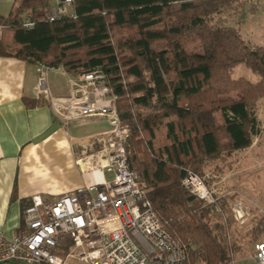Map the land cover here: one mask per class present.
<instances>
[{"label": "trees", "instance_id": "16d2710c", "mask_svg": "<svg viewBox=\"0 0 264 264\" xmlns=\"http://www.w3.org/2000/svg\"><path fill=\"white\" fill-rule=\"evenodd\" d=\"M244 2L74 0L72 13L51 20L52 0H22L0 16V55L107 74L130 126V168L192 264H229L264 240L259 216L238 228L229 207L236 193L204 204L181 184L189 171H209L213 179L229 173L261 136L264 45L249 44L219 16ZM27 13L31 28L22 24ZM192 39L197 52L187 49ZM239 64L258 80L233 77Z\"/></svg>", "mask_w": 264, "mask_h": 264}, {"label": "built area", "instance_id": "2783aa9c", "mask_svg": "<svg viewBox=\"0 0 264 264\" xmlns=\"http://www.w3.org/2000/svg\"><path fill=\"white\" fill-rule=\"evenodd\" d=\"M73 4L74 0H52L49 18L72 13ZM22 24L33 27L29 13ZM2 29L0 23V33ZM49 69L37 63L36 104L48 103L64 123L103 117L108 129L91 136V142L80 139L75 162L87 176L83 185L54 200L32 196L23 210L22 229L10 237L0 235V263L192 264L186 246L158 219L146 182L137 179L130 168L126 152L130 126L119 116L118 96L107 74L101 69L79 72L68 79L69 94L58 96L49 89ZM209 175L189 171L181 182L204 204L226 195V191L216 193L207 183ZM231 209L233 218L242 222L246 214L242 203L234 201ZM252 248L250 257L233 258L229 264H264V240Z\"/></svg>", "mask_w": 264, "mask_h": 264}, {"label": "crops", "instance_id": "0c3cea01", "mask_svg": "<svg viewBox=\"0 0 264 264\" xmlns=\"http://www.w3.org/2000/svg\"><path fill=\"white\" fill-rule=\"evenodd\" d=\"M20 1L0 0V16H7ZM76 75L61 65L51 66L50 91L68 95V79ZM37 78L36 63L0 55V235L6 237L22 229L23 210L32 196L54 200L85 183L87 176L75 162L80 139L91 142V136L108 129L103 117L64 123L48 103L30 105L38 97ZM20 263L25 262L0 264Z\"/></svg>", "mask_w": 264, "mask_h": 264}, {"label": "rangeland", "instance_id": "374dc122", "mask_svg": "<svg viewBox=\"0 0 264 264\" xmlns=\"http://www.w3.org/2000/svg\"><path fill=\"white\" fill-rule=\"evenodd\" d=\"M244 3V8L241 10L233 7L225 10L219 16L223 18L222 22L226 26L239 27L240 33L249 44L264 45V0H246ZM162 45L163 43L155 44L156 47H161ZM187 49L193 52L199 51L198 41L192 39L188 43ZM230 72L233 77L242 76L250 81H254L257 78V74L243 64L235 66ZM260 106L261 136L256 137L252 145L243 151L241 162L237 167L229 173L214 179L211 178L212 175L209 171L205 172L211 175H209L207 183L215 187L216 193L226 191L224 197L236 193V196L229 204L231 213V206L234 201L238 200L244 206L246 214L244 220L238 222V228L240 229L245 228L251 218H257L258 216L263 220L262 227L264 228V100L261 101ZM106 175L108 176V174ZM252 245L247 246L242 254L239 255L237 253L238 255H235L234 258L243 259L250 257L253 251Z\"/></svg>", "mask_w": 264, "mask_h": 264}]
</instances>
